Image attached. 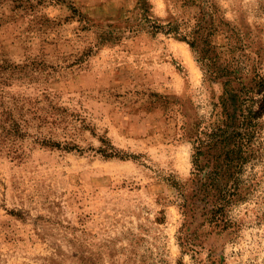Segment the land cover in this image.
<instances>
[{
  "label": "rangeland",
  "instance_id": "1",
  "mask_svg": "<svg viewBox=\"0 0 264 264\" xmlns=\"http://www.w3.org/2000/svg\"><path fill=\"white\" fill-rule=\"evenodd\" d=\"M185 1L0 0V264H264V87L237 226L200 231L196 257L180 245L185 127L221 89L154 28L197 13ZM214 2L264 76V0Z\"/></svg>",
  "mask_w": 264,
  "mask_h": 264
},
{
  "label": "trees",
  "instance_id": "2",
  "mask_svg": "<svg viewBox=\"0 0 264 264\" xmlns=\"http://www.w3.org/2000/svg\"><path fill=\"white\" fill-rule=\"evenodd\" d=\"M184 5L199 9L191 17L177 15L154 28L187 40L202 68L204 83L212 91L215 84L221 85L209 120L199 119L185 127L193 144V169L189 180L174 182L183 214L180 245L184 253L196 257L204 248L200 231L235 228L232 209L249 197L250 181L243 174L263 149L256 97L264 87V76L247 51L246 33L217 15L214 0H186ZM219 33L225 35V43L218 40Z\"/></svg>",
  "mask_w": 264,
  "mask_h": 264
}]
</instances>
